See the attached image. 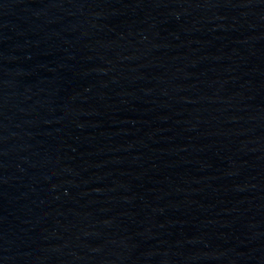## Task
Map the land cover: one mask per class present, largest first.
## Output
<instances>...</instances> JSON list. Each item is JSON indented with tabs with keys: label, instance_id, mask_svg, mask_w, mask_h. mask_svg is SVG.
Returning a JSON list of instances; mask_svg holds the SVG:
<instances>
[{
	"label": "water",
	"instance_id": "95a60500",
	"mask_svg": "<svg viewBox=\"0 0 264 264\" xmlns=\"http://www.w3.org/2000/svg\"><path fill=\"white\" fill-rule=\"evenodd\" d=\"M264 158V0H0V264H170Z\"/></svg>",
	"mask_w": 264,
	"mask_h": 264
}]
</instances>
